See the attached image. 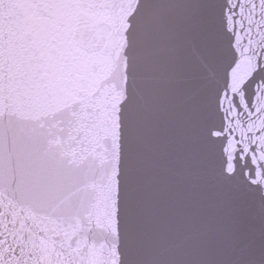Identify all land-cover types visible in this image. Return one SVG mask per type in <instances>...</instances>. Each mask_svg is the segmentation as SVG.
I'll return each mask as SVG.
<instances>
[{"label": "snow or ice", "instance_id": "1", "mask_svg": "<svg viewBox=\"0 0 264 264\" xmlns=\"http://www.w3.org/2000/svg\"><path fill=\"white\" fill-rule=\"evenodd\" d=\"M0 264H264V0H0Z\"/></svg>", "mask_w": 264, "mask_h": 264}]
</instances>
